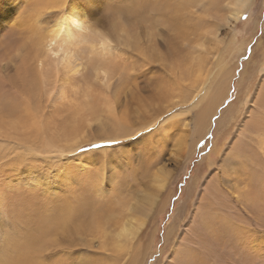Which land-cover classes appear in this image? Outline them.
Listing matches in <instances>:
<instances>
[{
    "label": "bare ground",
    "instance_id": "1",
    "mask_svg": "<svg viewBox=\"0 0 264 264\" xmlns=\"http://www.w3.org/2000/svg\"><path fill=\"white\" fill-rule=\"evenodd\" d=\"M28 2L32 7L27 9V18L40 26H35L36 31L30 36H21L19 28L24 23L16 22V18L21 14L20 6ZM254 2L0 0V195L15 205L18 212L15 220L17 218L23 227L19 243L11 251L16 254L0 264H45L43 260L48 251L81 242L89 249L96 246L111 251L118 258L130 254L128 248L148 219V204L138 201L127 208L124 206L125 219L112 223L113 220L94 206L97 200L92 190L93 196L90 193L85 197L75 195L72 203L65 202L66 206L59 202V213L55 209L46 213L49 210L38 200L45 198L43 194H31L30 205L16 203L13 198L18 195L12 190L15 189L12 183H19V178L13 172L23 174L22 184L38 187L44 193L51 188L54 193L56 187L47 182V176L42 178V172L34 165L44 164L48 168L89 142L129 138L159 123V117L176 106L187 109L182 113L172 112L162 123L179 116L175 122L189 135L185 147L192 150L208 130L210 117L228 95L233 66H225L226 63L220 61L222 57L210 55L223 41L219 31L231 34V46H235L231 58L241 53L245 40H238L236 25ZM198 11L200 16H197ZM190 34L196 36L191 43ZM263 41H258L257 46L261 48ZM159 49H163V55ZM263 50L259 51L262 55ZM179 55L186 58L190 66L176 71L172 65ZM251 61H247L246 66ZM257 63L255 68L262 77V85L254 88L253 93L248 92L244 100L241 99L244 96L240 98L243 101L238 111L242 119L236 142L223 154V147L226 151L230 142L224 137L208 155L207 172L215 168L210 176L222 182L226 194L224 191L214 194L215 199L207 200L209 202L203 198V203L201 199L196 201L197 210H201L202 204L206 205L205 209L211 204L219 209L223 201V206L232 214L215 215L221 223L217 227L211 225L212 220L207 224L209 217L205 219L206 229L199 240L188 247L187 264H264V60ZM212 65L214 72L217 70L216 77L210 70ZM154 67H159L163 72L160 76L166 79L178 73L177 85L170 87L171 91L178 89V100L164 108H153L152 99L151 103H140L144 99L140 93L143 87L136 81L135 72L146 73ZM246 69L240 74L239 82ZM119 82L125 85L124 89L118 88ZM207 84L217 89L204 96ZM146 107L154 117L132 128L128 119L133 114L144 119L142 111ZM194 107L197 113L199 110L197 116L191 114ZM161 128V124L156 125V129ZM161 142L156 141L151 147H158ZM222 154V161L215 165L216 158L220 159ZM232 161L235 164L226 173L224 167ZM166 166L162 164L151 175L155 189L163 188L166 183ZM58 184L63 185V182ZM33 205L40 210H33ZM131 212L142 213V216L136 218ZM5 215L6 209H0V218L4 219ZM77 257L75 259L82 260Z\"/></svg>",
    "mask_w": 264,
    "mask_h": 264
},
{
    "label": "rangeland",
    "instance_id": "2",
    "mask_svg": "<svg viewBox=\"0 0 264 264\" xmlns=\"http://www.w3.org/2000/svg\"><path fill=\"white\" fill-rule=\"evenodd\" d=\"M24 7L23 5L20 6L21 9L19 8V11H21V14L16 18V22L22 20L24 23V26L22 25L19 28V31H21L20 35L30 36L35 33L36 27L40 25L27 18L29 15L27 9L32 7L29 2L28 5L24 4ZM199 12L197 16H200ZM122 20L124 21L125 18L123 17ZM194 20H196V17ZM40 22L44 24V20ZM33 23L34 27L36 26L35 28L32 26ZM236 31L238 40H245L241 53H237L231 58L235 46H231V34H227L222 30L219 31L220 37L223 39L218 45L219 49L216 50L214 47L210 53V55L213 53L214 57H222L220 61L226 63L225 66H233L232 74L229 75V72H227V75L231 76L227 88V97L224 98L216 112L210 117L208 130L198 140L192 149L193 151L186 148L189 135L187 136V132L183 127L177 125L176 122L180 118L179 116H175L174 120L172 119L166 124L162 123L172 112L182 113L187 109H182L179 106L177 108L176 106L171 112L159 117V123L156 124L157 126L161 124L162 128L159 130L156 129V125L149 126L148 129L146 128L147 130L144 129L138 132L140 133L138 135L136 133L130 139H116L120 142L113 145L106 142L115 139L89 142L80 146L85 148V151L79 152V147L75 152L71 153V156L65 155V158L63 157L56 163L48 165V168L44 164L34 165L36 169L42 172V178L47 176V182L56 187L54 193L51 188H48L47 192L44 193L38 187L32 188L22 184L23 174L18 173V171L13 172L19 178V183H12L15 188H12V190L18 195V198L13 199L16 200V203H22L26 206L33 202V199L30 198L31 194H43L45 198H38V200L44 204V208L47 210L55 209L59 213L60 209L57 205L59 202L66 206L68 203L65 202L72 203L75 195L85 197L86 194L90 193L93 196L94 194L91 191L94 190L93 192H96V196H93V198L97 200V204L94 206L98 209V212H104L103 216L113 220L112 223H117V220L121 223L125 219L127 212L124 206L127 208L129 204L138 201L145 202L149 206L148 219L145 220L144 227H141L137 237L134 239L135 241H132L133 246L131 245L128 248L131 250V252L129 251L130 254H123L122 258H118L111 251H104L96 246L89 249L86 243L81 242L78 245H68L48 251L46 259L43 260L45 264H187L186 256L189 253V248L199 240L203 230L207 227L205 226V219L209 217L207 224L212 220L211 225L217 227L221 223L216 219L215 215H221L222 217L225 213L232 214L230 210L223 206V201L220 203L219 209L214 205L212 206V204L210 208L205 209L206 205L202 204L201 210H197L196 204L201 198L210 201V199H215L214 194H221L223 191L226 194L222 182L215 180L216 176H210L214 174L215 168L213 167L211 171L207 172L208 155L213 153L215 146L224 137H228L230 142L226 151L225 146L223 147V154L231 149L233 142L237 140V131L240 128L242 119L238 106L239 104L241 105L248 92L253 93L254 88L259 89L262 85V77L257 74V68L255 67L258 65L257 62L264 60L261 59L264 58V55L259 52L264 49V44L261 48L257 46L258 41L264 40V0H255L253 6L246 9L236 25ZM240 31L241 34H238ZM189 36L190 43L194 42L196 36H193V34ZM159 51L163 55V49H159ZM256 52H259V58ZM252 53L256 55L253 57ZM226 54L228 56L224 57ZM162 55H160V59L163 58ZM185 59L183 56H177L172 65L173 70L181 71L183 68L190 66ZM249 60L253 62L251 61L246 66ZM159 61L156 62L159 63ZM212 68L213 65L210 66V70L213 72L212 75L215 73L216 77L217 70L214 72L215 67ZM245 69L247 72L243 74L244 79L242 78L239 82L240 74ZM177 74H173L170 79H166L160 76L163 75V72L159 67H154L152 70L142 74L136 71V81L140 87H143L140 93L144 96V99L140 103L145 105L151 103L150 99H152L155 101L152 105L153 108L159 106L164 108L171 102H177L178 89L174 88V91L170 89V87H174L173 85H177ZM123 80L124 78L122 77ZM185 83L188 84V81L186 80ZM208 84L204 96L217 89L213 85L209 88ZM124 86L122 82H119V89H124ZM149 95L151 97L148 98ZM241 96L244 97L241 98ZM228 107H232V111H229L230 108ZM195 108L197 109V107H194L191 112L193 116L194 114L197 116L199 113V110L197 113ZM142 113L145 115L144 119L140 118L139 115L137 116V114H133L128 119V123L133 126L132 128L135 129L143 124L144 120L147 122L154 117L150 116V112H147V107L144 108ZM223 116H225L226 124L222 120ZM234 132L236 135H233L235 134ZM146 133L147 135H145ZM184 140L186 141L184 142ZM156 141L162 142L158 147H151ZM93 144L99 147L93 148ZM223 154L220 156L221 160L219 157L216 158L215 165L220 164ZM162 164L167 165L166 168L169 170L167 169V174L165 173L167 177L165 176L166 183L164 187L158 190L155 189L157 186L151 180V175ZM234 164L235 161L227 163L224 167L226 169L225 172L227 173V169H230ZM160 175L163 176L162 174ZM207 175H209L208 179L202 182ZM59 182H63V185H59ZM203 185L204 190L202 189ZM98 193H101V195ZM56 198L60 199V201H56ZM203 199H201L202 203ZM0 209H6L4 219L0 218V262H2L16 254H11V251L13 246L19 243L18 239L21 237L23 227L17 218L15 220V214L18 213L15 212V205L4 200L2 195H0ZM32 209L35 211L40 210L35 205L32 206ZM232 209L235 210V207H232ZM46 213H52V211L49 210ZM205 213L207 214L206 216ZM131 214L135 215L136 218L138 216L141 218L142 216V213L139 212H131ZM187 238L190 240L194 238V241H190ZM48 244H51V242H48ZM77 256L82 258V260L75 259Z\"/></svg>",
    "mask_w": 264,
    "mask_h": 264
},
{
    "label": "snow or ice",
    "instance_id": "3",
    "mask_svg": "<svg viewBox=\"0 0 264 264\" xmlns=\"http://www.w3.org/2000/svg\"><path fill=\"white\" fill-rule=\"evenodd\" d=\"M138 134H140V133H137V135H138ZM130 138H132V137H129L128 139H130ZM119 142H120V141H117V140H108L106 143H108V144H110V145H113V144H116V143H119ZM92 147H93V148H97V147H99V146L93 144ZM78 151H79V152H81V151H85V148L80 147V148L78 149Z\"/></svg>",
    "mask_w": 264,
    "mask_h": 264
}]
</instances>
